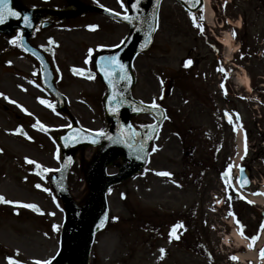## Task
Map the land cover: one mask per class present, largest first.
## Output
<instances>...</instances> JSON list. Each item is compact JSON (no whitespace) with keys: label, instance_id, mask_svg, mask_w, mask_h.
Here are the masks:
<instances>
[{"label":"rangeland","instance_id":"1","mask_svg":"<svg viewBox=\"0 0 264 264\" xmlns=\"http://www.w3.org/2000/svg\"><path fill=\"white\" fill-rule=\"evenodd\" d=\"M116 2L108 8L122 11L119 0ZM101 3L110 5L111 1L102 0ZM209 3L213 17L211 25L203 21L207 32L205 39L193 27L188 12L174 0H163L150 48L136 55L132 61L135 78L132 97L146 105L155 99L166 112V123L153 144L156 151L150 150L147 169H142L136 176L112 186L108 191L109 224L94 239L90 264H240L236 260L231 262L227 257L243 254L244 251L232 246L228 249L223 247L221 239L230 231L228 229L223 233V229L217 226L221 222L219 216L228 220L225 214L234 210L247 226L245 233L255 234L258 227L260 229L261 220L257 212L260 207L225 201L220 210L212 208L211 195L206 193L208 171L201 170L199 188L192 191L194 197L189 193L186 196L174 193L168 184L147 173L149 169L163 167L165 161L172 162L171 166H167L169 170H179L180 167L173 163L183 157L181 151L189 144V137L185 136H193L202 142V149L205 150L207 140L203 135L213 134V130L232 159L237 150L235 131L223 123L221 114L223 110H229L231 125L242 128L247 139L248 153L244 160L252 162L254 167V186L245 192L258 194L261 186L264 197V3L257 0H227L226 6L224 0H209ZM238 22L239 28L236 27ZM89 25L97 27L92 29ZM232 29L237 33L232 38L237 47L235 55L227 53L213 39L214 35L217 38L226 33L231 35ZM127 32L126 26L103 15L93 14L31 37L33 45L37 43L47 50L55 72V87L66 100V110L62 113L57 111L54 99L42 87L39 67L33 61L24 59L15 49H7L3 53L0 61V93L4 94L0 96V195L18 203L0 202V264H9L6 257L18 259L22 264H36L37 261H50L56 254L60 231L56 228L61 227L63 218L61 203L53 199L49 185L51 174L61 165L56 137L69 128L67 125L92 132L105 128L100 105L104 89L93 76L91 62L85 63V60L89 48L110 50L112 47L98 49L97 46L119 44ZM3 40L0 37V49ZM211 45H215L222 54H217ZM249 51L257 52L247 57ZM221 55L227 63H223ZM189 58L193 63L185 67ZM218 62L230 71L226 74L217 71ZM74 67L83 72H73ZM240 68L249 77L250 89L254 91L250 96L255 95L254 100L245 96L247 93L234 81L240 74ZM34 72L36 75H33ZM87 74H92L93 78L89 79ZM224 75L230 76L228 95L220 87ZM166 78L173 79L174 83L169 97L161 102ZM33 80L35 84L31 82ZM38 98L51 102L55 111ZM11 100L17 101V104L11 103ZM24 108L28 111L25 112ZM235 112L240 116L237 124L233 123L236 122L233 118ZM37 120L46 126L47 131L40 128ZM132 122L142 126L150 123L151 119L143 115L133 117ZM17 127H21L20 133L15 132ZM25 132L27 136L23 134ZM104 148L80 150L69 172H73L75 167L92 168ZM208 149L214 151V148ZM26 157L42 167L29 164ZM123 164L121 157L114 159L106 168V173H115ZM44 168L50 171L45 172ZM38 183L42 187L37 188ZM74 187L71 197L77 206H81L89 196L88 185L75 182ZM44 188L50 191H44ZM217 189L215 187L210 191L216 194L214 191ZM25 204H35L41 211L25 207ZM180 211L189 226L184 240L194 238L196 230L198 234L203 233L198 237L197 251L190 248L186 241L170 242L165 235L166 228L160 233L164 223L168 226L177 219ZM53 225L57 227L54 229ZM262 234L264 230H260V236ZM162 248L165 250L163 253L160 251Z\"/></svg>","mask_w":264,"mask_h":264},{"label":"water","instance_id":"2","mask_svg":"<svg viewBox=\"0 0 264 264\" xmlns=\"http://www.w3.org/2000/svg\"><path fill=\"white\" fill-rule=\"evenodd\" d=\"M161 1L162 0H140V7L138 10L132 9L129 6L130 14L139 17V19L131 22L124 21L122 16H116L115 14L105 12L107 16L115 21L128 25L129 35L124 40L125 43L121 45L119 49L110 53L99 54L95 57L93 62L97 75L106 87V95L103 100L105 121L108 124L107 130L104 131L106 135L100 136L98 133H88L78 127H73L58 137L62 153V167L61 170L51 178V182L57 196L63 203L65 217L61 228L59 251L50 264H88L93 237L97 232L104 229L108 220L105 198L106 190L111 185L120 183L140 171L146 157L148 146L153 141L164 119V113L160 108L155 109L151 106L142 105L133 100L130 96L134 84V77L131 73V61L137 53L146 51L151 45L156 26L158 7ZM176 1L189 11L191 0ZM126 2L130 4L131 0H126ZM11 6L17 10L18 5L14 0H11ZM199 7L200 6L197 5L193 7L191 11L195 12ZM87 10L88 8L82 6L75 12L57 15H64L69 18ZM153 17H155V22ZM150 25L154 30L151 31L150 36H146L149 32ZM13 28H20L23 31L22 46L27 52L34 55L39 60L42 67V83L45 88L57 98L59 109L62 111L64 109V103H62L60 95L53 87V75L48 64L43 57L32 50L26 42L31 33L32 26L23 25V15L20 18L10 17L4 24H0L1 33ZM142 44L146 46L141 47ZM117 52H119L121 61L127 66L126 70L131 77V82L120 80L119 74L117 73L116 78L113 80V87V85H110L108 80L105 79L103 73L96 67V60H98L100 56H110ZM114 92H123L125 100V103L118 106L119 111L116 113L111 112L109 108L110 104L111 106H117L116 101L108 100V97L113 95ZM169 92L170 82L167 80L162 93V99H165ZM117 99L119 100V96ZM136 109L140 110L137 111ZM145 113L150 114L155 119L156 123L147 125L141 130H135L139 135L134 137L131 136L130 130L127 127L130 125V118ZM145 133L152 136L153 139L146 141L144 143V148L141 149L140 144ZM108 136H111L113 139H108ZM65 137L72 138L73 142L67 143L64 139ZM94 138L97 141L95 143H93ZM118 138L126 140L127 143L114 142ZM105 144H109L108 149L102 153L99 161L88 172L89 197L83 205L76 206L70 198L65 186L64 178L67 170L74 162L76 153L80 149L85 147H97ZM128 144L132 146L129 147ZM118 155L128 160L129 164L121 168L115 175H106V166ZM138 156L143 158L138 159Z\"/></svg>","mask_w":264,"mask_h":264},{"label":"flooded vegetation","instance_id":"3","mask_svg":"<svg viewBox=\"0 0 264 264\" xmlns=\"http://www.w3.org/2000/svg\"><path fill=\"white\" fill-rule=\"evenodd\" d=\"M106 1L107 2L111 1L110 5H104L106 8H108L112 4L117 3L116 0H106ZM257 1L262 2L264 0H257ZM17 2L19 6L18 7L19 11L23 13H28L32 17V21L34 22L33 36L37 33L44 32L49 29H56V28L64 27L65 25L70 24L69 19L55 17L54 15H52L53 12H60V13L63 12L64 13L67 11H74V10H77V8L80 5H85L90 8H96V7H100V5L102 4L101 3L102 0H17ZM94 11L91 10L86 14H94L95 13ZM45 24H51V25L43 28L42 26ZM35 45L37 46L38 44L36 43ZM256 52L257 51H249V54L247 57H249V55H256ZM214 82L215 81H213V84ZM229 86L230 85L226 82L227 89L229 88ZM224 124L229 125L228 122H225ZM224 130H225V127H224ZM212 133L213 134L203 135V138L207 140V144H206L207 148L205 150L202 149L204 148L202 147L203 146L202 142L194 139L193 136H186V137H189L188 138L189 144L186 145L184 149L181 151L183 153V157L180 156L179 161H177V163H173L174 165H178L180 167L179 170L175 172L169 170L167 166L168 165L171 166L172 162L165 161L163 163L164 165L163 167H159L158 169H149L147 173L152 174L151 170L155 172L154 176H156L160 171H168L172 173L173 175L171 177H165V176H160V175H157V176L161 181L168 184V186H170L169 188L172 187L175 190L174 191L171 188L172 189L171 191H173L174 193H179L178 195H181V196H186L189 193L190 196L194 197L192 191L199 188V185L201 183L200 181V177L202 174L201 170H205L204 171L205 173L208 171L207 177L209 176V178H208V181L206 182V185H207L206 193H211L212 191L210 190L215 187L225 186L224 183L222 182L221 174L226 169V167L230 164L231 156H230L229 150L226 149L225 144H222L219 141L218 134L216 133V131L213 130ZM196 138H198V136H196ZM208 148H214V151L209 150ZM254 156L258 157L259 155L254 154ZM242 165L243 167L248 169L249 179L250 180L254 179V172H253L254 167L252 166V162L242 161ZM173 180L176 181L177 183H173ZM167 188L168 187H165V189ZM226 199L228 200V194H226ZM229 201L233 202L235 205L239 203L240 204L243 203L242 202L243 200L241 198H233ZM180 213L181 211L176 217L177 219L174 220L175 222L173 221L172 223H169L168 226H166V224L164 223V225L162 226L163 229L161 230L160 233L162 234L163 230L166 228L165 235H166V238L167 237L169 238V234H170L172 227L178 224H182V227H178L177 231L175 232L176 236L178 235L179 238L177 239L175 236L174 239H169L170 242L181 243V242L186 241L189 243L190 248H194V250L197 251L198 250V237H201L203 233L200 234L199 232L198 234V231L196 230L193 233L195 235L194 238L192 237L190 240H184L185 234L188 233L187 229H189V226H187V222L184 219H182V215H180ZM194 215L197 216L195 211H194ZM258 216L262 219L261 213H259ZM237 217L241 224L245 223L240 215H237ZM195 219L196 218H194V220Z\"/></svg>","mask_w":264,"mask_h":264},{"label":"snow or ice","instance_id":"4","mask_svg":"<svg viewBox=\"0 0 264 264\" xmlns=\"http://www.w3.org/2000/svg\"><path fill=\"white\" fill-rule=\"evenodd\" d=\"M120 3V7L122 9V11H115L111 8H106L104 5H100V7L105 8L106 11H108L109 13H114L116 16H122L124 21H128L131 22L133 20L139 19L138 16H133L130 14L129 12V6L132 9H136L138 10L140 7V0H131L130 4L126 3L125 0H119ZM225 6L227 5V0H224ZM197 5H199V15L197 14V12H193L191 11V9L193 7H196ZM203 2L202 0H191V3L189 4V15L193 24V27L195 29L198 30L199 34L203 37H205V39H207V32L205 29V25L203 23L205 17L203 15ZM22 16V13L20 11L15 10L12 6H11V0H0V24H4L10 17H14V18H20ZM153 20L155 22V17H153ZM23 21L27 26H31L30 24V18L28 17L27 14L23 15ZM90 28L95 29L97 27V25H89ZM154 29L152 28V26H149V32L146 34V36H150L151 31H153ZM237 33L235 29L231 30V36L234 39L236 37ZM17 39L18 37H13L10 39L9 43L15 45L17 44ZM50 42H51V38H50ZM125 43L124 40H121L119 44H114V45H98L97 48H104V47H112V48H116L119 49L121 47V45H123ZM225 43H227V41H225ZM146 45H141V47H145ZM214 50L217 52V54H219V49L215 46V45H211ZM94 49L93 48H89L88 49V56L85 60V63H88L92 58H93V54H94ZM241 58H243V52L240 53ZM7 63L11 64L12 61H8ZM193 63L192 59L189 58L185 61V67L190 66ZM96 67L98 68V70L100 72L103 73L105 79L108 80L110 85H113V80L116 78L117 73L119 74V79L122 81H126V82H131V77L128 74L127 70H126V65L121 61L120 59V55L119 52H117L114 55H110V56H100L98 60H96ZM58 70V69H57ZM73 72H77L78 74H81L83 72V70H77L75 67L72 69ZM217 71L221 72V73H227L228 71H230V69H226L223 66L222 62H218V67H217ZM33 75H36V73L34 72ZM89 79H92V75L89 74L88 76ZM228 80V76L224 75L223 80L221 81L220 87L221 89L224 91L225 95H228V89L226 87V81ZM33 84L36 83L35 80L31 81ZM161 83H163V81H161ZM37 87H39V85H36ZM20 87H23L22 85ZM114 87V85H113ZM3 93H0V96H3ZM119 96V100L117 99V97ZM6 99H9L8 97H5ZM40 99V98H38ZM109 101H116L117 106H111V104L109 105L110 111L113 113H116L119 111V105L125 103L124 100V93L123 92H119V93H113V95H111L110 97H108ZM13 104H17V101L15 100H11L10 101ZM40 102L42 104H46L49 108H51L53 111H55V107L54 105L49 102L48 100L45 99H40ZM143 103V102H141ZM21 108H23V106H20ZM151 107L155 108V109H159V104H157L156 100H152L151 101ZM25 112H27L28 110L26 108L23 109ZM137 111H139L140 109H136ZM30 114V113H29ZM225 115H228L227 111L225 112ZM237 119H238V114H237ZM231 123V120L229 121ZM37 124L40 125V128L42 130L47 131V128L45 125H43L40 121L37 120L36 122ZM36 124L33 125V127H35ZM67 127H71L70 125H67ZM128 129L130 130V134L131 136H137L139 135V133H137L135 130L132 129L131 125L127 126ZM233 130L235 131V126L233 127ZM90 132L92 130H89ZM98 132V134L100 136H104L106 135V133L104 132V130H96ZM15 132L20 133L21 132V127H17L15 129ZM25 136H27V133H23ZM29 139H32V137H28ZM66 140L67 143H72L73 139L70 137H65L64 138ZM108 139H113L111 136H108ZM153 139L152 136L148 135L147 133L144 134L143 139L141 141L140 144V148L143 149L144 148V143L148 140ZM97 142L96 139H93V143ZM114 142H123V143H127L126 140H123L122 138H118L117 140H115ZM67 146V144H66ZM129 147H131V144H128ZM0 151H2V149H0ZM152 151H156V148L153 147ZM247 154V144H246V138H245V155ZM138 159H142L143 157L138 156ZM244 157L241 156V159H243ZM26 161L29 164H34L36 165V167H42L37 161L31 160L30 158H25ZM70 159V158H69ZM233 167L232 164H229L227 166V169L230 170ZM236 167L240 168V172H241V177H237L236 179L240 181L239 183V187H237L235 184H231L228 183V179H229V171L226 170L225 172H223L221 175L223 177V179L225 180V190L228 194V200H231L233 198H244L246 199V197L243 195V192L241 191V189H243L245 187V184L248 182L247 178L243 176L244 173V168L241 165H236ZM45 172L50 171V169L48 168H44ZM160 176H165V177H171L173 174L168 172V171H160L158 173ZM173 183H177L176 181L173 180ZM37 188L42 187L41 184H36ZM44 191H50V189L48 188H44ZM109 191H111V189H109ZM55 199V197L53 198ZM0 202H4V203H8V204H12V203H18V202H14V201H10V200H6L2 195H0ZM219 202V201H218ZM249 203H252V201H248ZM25 207L31 208V209H35L37 211H41L37 205L35 204H25ZM59 207V205H57ZM51 215H55V213H50ZM230 215L235 216V213L230 212ZM113 219H117V218H113ZM236 224L238 225V230L240 232V235L243 236L245 239H248L250 241H252V243L248 244L249 248L254 247V242L259 238V232H257L254 235H246L245 231H244V225H242L240 223V221L237 219ZM207 223V222H205ZM57 226L53 225V228L55 229ZM178 227H182V224H178L172 227L171 229V233H175L177 231ZM214 227V226H213ZM260 230H264V222L261 223L260 225ZM170 233L169 239L172 238ZM176 238L178 239L179 236L177 235ZM161 253H163L165 250L162 248L160 249ZM260 255L262 258H264V249L260 250ZM6 259L8 260L9 264H22V262L18 259H14L13 257H6ZM230 259L232 260H236L238 259L236 256H231ZM36 264H50L49 260H42V261H37Z\"/></svg>","mask_w":264,"mask_h":264},{"label":"bare ground","instance_id":"5","mask_svg":"<svg viewBox=\"0 0 264 264\" xmlns=\"http://www.w3.org/2000/svg\"><path fill=\"white\" fill-rule=\"evenodd\" d=\"M203 14L205 17V22L208 24H212V17H213V10L210 6L209 0H204L203 2ZM236 27H239V22L236 24ZM227 41V43H225ZM218 42H220L225 49L227 50V53L229 54H234L237 51L236 45L233 44V39L229 33H226L223 37L218 38ZM234 81L239 84L240 87L244 88L246 92L250 91V86H249V77L246 74L245 70L240 68V74L237 75V77L234 79ZM236 137L238 139V151L239 155L234 159V165H236L239 161L240 153L244 149V134L241 128H238ZM253 204H256L260 207L264 208V199L262 196H255L250 198ZM264 240V234L262 236L261 241L263 242ZM224 244H229L234 245L236 248H241V247H247V241L241 237L236 230L232 228L230 234H226L223 240ZM236 257L241 261H246V260H251L254 264L257 263V255L256 253L252 252H246L245 254H237ZM261 264H264V259L260 262Z\"/></svg>","mask_w":264,"mask_h":264},{"label":"trees","instance_id":"6","mask_svg":"<svg viewBox=\"0 0 264 264\" xmlns=\"http://www.w3.org/2000/svg\"><path fill=\"white\" fill-rule=\"evenodd\" d=\"M84 179V174L78 169V168H74L73 172H71L68 176V185L71 191H73L75 189L74 187V183L77 182L82 183Z\"/></svg>","mask_w":264,"mask_h":264}]
</instances>
